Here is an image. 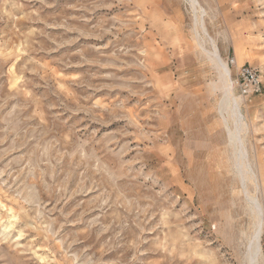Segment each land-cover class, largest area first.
Here are the masks:
<instances>
[{
	"label": "rangeland",
	"instance_id": "rangeland-1",
	"mask_svg": "<svg viewBox=\"0 0 264 264\" xmlns=\"http://www.w3.org/2000/svg\"><path fill=\"white\" fill-rule=\"evenodd\" d=\"M0 264H264V0H0Z\"/></svg>",
	"mask_w": 264,
	"mask_h": 264
},
{
	"label": "built area",
	"instance_id": "built-area-1",
	"mask_svg": "<svg viewBox=\"0 0 264 264\" xmlns=\"http://www.w3.org/2000/svg\"><path fill=\"white\" fill-rule=\"evenodd\" d=\"M230 65L235 67V85L238 88L241 96L249 97L251 95L260 93L261 81L256 70L246 65L237 67L233 60L230 61Z\"/></svg>",
	"mask_w": 264,
	"mask_h": 264
},
{
	"label": "bare ground",
	"instance_id": "bare-ground-1",
	"mask_svg": "<svg viewBox=\"0 0 264 264\" xmlns=\"http://www.w3.org/2000/svg\"><path fill=\"white\" fill-rule=\"evenodd\" d=\"M216 56V55H215ZM218 61H219V59H218ZM220 64V68H221V74L223 75V78H224V81H225V83H226V86H227V90H225L224 92H225V97L227 98L228 97V95H229V90H230V86H231V84H230V80H229V73H228V69H227V66H225L224 64H222L221 62L219 63ZM232 89V88H231ZM224 99V98H223ZM227 99H229V98H227ZM224 101V100H223ZM230 101V100H229ZM229 101H227L226 100V104L229 102ZM224 103V102H223ZM229 104V103H228ZM225 105V104H224ZM230 108H231V106H229ZM223 108H224V110H227V107H225V106H223ZM229 108V109H230ZM228 109V110H229ZM232 110V109H231ZM231 115H233V114H231ZM229 133H230V131H228ZM232 143H234V141L232 140ZM235 144V143H234ZM256 206H258V205H256Z\"/></svg>",
	"mask_w": 264,
	"mask_h": 264
}]
</instances>
